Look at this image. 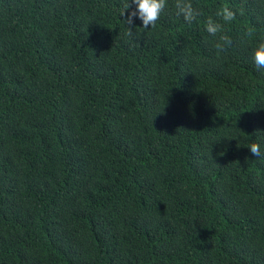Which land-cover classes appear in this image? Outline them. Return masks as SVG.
Segmentation results:
<instances>
[{
  "label": "trees",
  "instance_id": "trees-1",
  "mask_svg": "<svg viewBox=\"0 0 264 264\" xmlns=\"http://www.w3.org/2000/svg\"><path fill=\"white\" fill-rule=\"evenodd\" d=\"M126 2L0 0V264H264V0Z\"/></svg>",
  "mask_w": 264,
  "mask_h": 264
},
{
  "label": "clouds",
  "instance_id": "clouds-1",
  "mask_svg": "<svg viewBox=\"0 0 264 264\" xmlns=\"http://www.w3.org/2000/svg\"><path fill=\"white\" fill-rule=\"evenodd\" d=\"M133 4L135 8H132ZM165 7L166 0H131V3L127 0L120 12V16H125L126 10L131 9V11L127 13L125 23L131 25L133 23V18L138 17L142 21L143 28L147 29L149 26H155ZM174 7L176 9V14L182 16L188 24H191L200 15V12L193 7L192 0H174ZM216 16L224 22H231L236 18V13L227 6H224L217 11ZM205 28L209 35L214 37H216L218 33L223 32V25L212 17L207 19ZM128 35H133L131 28H129ZM252 35L253 31L249 28L247 30V36L251 37ZM232 43L233 41L227 34L219 35L215 48L218 52H223L228 47H231ZM252 57L258 69L264 68V39H260L252 49ZM248 147L253 155L256 157L260 156V146L258 144L252 143Z\"/></svg>",
  "mask_w": 264,
  "mask_h": 264
}]
</instances>
